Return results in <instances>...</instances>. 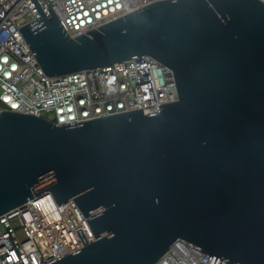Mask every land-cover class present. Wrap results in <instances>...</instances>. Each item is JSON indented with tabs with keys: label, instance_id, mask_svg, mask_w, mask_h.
<instances>
[{
	"label": "water",
	"instance_id": "95a60500",
	"mask_svg": "<svg viewBox=\"0 0 264 264\" xmlns=\"http://www.w3.org/2000/svg\"><path fill=\"white\" fill-rule=\"evenodd\" d=\"M45 1L19 29L47 76L148 55L178 99L80 126L2 111L0 215L73 199L96 240L50 264H154L179 239L264 264V3L158 0L71 38Z\"/></svg>",
	"mask_w": 264,
	"mask_h": 264
},
{
	"label": "built area",
	"instance_id": "2783aa9c",
	"mask_svg": "<svg viewBox=\"0 0 264 264\" xmlns=\"http://www.w3.org/2000/svg\"><path fill=\"white\" fill-rule=\"evenodd\" d=\"M47 1L74 38L158 0ZM48 8L45 0H0V114H32L56 126H80L141 108L144 115L158 113L160 104L178 99L172 70L148 55L47 76L19 28L42 14L50 17ZM52 180L48 176L43 184ZM88 218L73 199L57 203L50 192L35 196L0 215V264H50L84 247L96 240ZM154 264L229 263L179 239Z\"/></svg>",
	"mask_w": 264,
	"mask_h": 264
},
{
	"label": "snow or ice",
	"instance_id": "6c2138e0",
	"mask_svg": "<svg viewBox=\"0 0 264 264\" xmlns=\"http://www.w3.org/2000/svg\"><path fill=\"white\" fill-rule=\"evenodd\" d=\"M6 100L10 99V97H5ZM14 107H17V105H13Z\"/></svg>",
	"mask_w": 264,
	"mask_h": 264
}]
</instances>
